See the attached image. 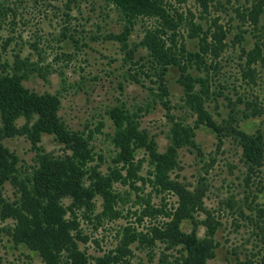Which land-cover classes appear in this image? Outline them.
<instances>
[{
    "label": "rangeland",
    "instance_id": "374dc122",
    "mask_svg": "<svg viewBox=\"0 0 264 264\" xmlns=\"http://www.w3.org/2000/svg\"><path fill=\"white\" fill-rule=\"evenodd\" d=\"M68 1L10 0V3L15 2L11 6L16 9L17 16L10 15L0 28L2 62L10 69L19 55L40 66L46 78L34 74L24 86L39 94H60V115L67 126L92 135L94 151L88 162L91 169L109 175L117 168L131 180L114 186L116 198L110 207L107 208L109 204L99 198L91 219L81 221L84 233L89 237L82 249L95 257L117 255L127 230L132 234H146L153 226H162L168 221L167 215L176 206L177 198L154 189L150 181L151 169L143 161L146 158L143 150L137 151V165L132 172L114 164L116 151L112 136L115 127L107 112L118 107L129 113L142 129L156 137L160 151L169 144L171 117L189 124H194L195 117L185 103L184 88L179 83L181 72L177 67H170L165 76L168 97L161 100L158 96L160 84L154 77L152 58L140 45L146 29L155 21L140 20L129 38L128 48H125L111 37L120 34L124 24L114 10L98 0H78L72 5ZM235 7L237 5L228 0H220L208 14L202 12L195 0H187L178 7L184 16L200 23L204 30L212 31L213 21L217 20L228 32L224 41L227 48L218 59V70L209 72L213 85L210 91L218 89L214 96L211 95L209 111L218 122L227 117L226 96L236 100V94H255L260 96L264 107V65H258L260 77L254 89L246 86L241 73L245 62L243 50L253 49L259 40L264 43V18L256 27L247 15L238 16ZM180 31L184 36L180 42H185L190 52H199V40L188 39L187 28ZM64 33L78 43L65 39ZM207 61L209 63L210 58ZM191 73L194 77L206 76L194 68ZM199 89L197 85L196 90ZM167 101L171 115L164 105ZM262 115L242 121L241 127L249 133L264 129V111ZM196 142L204 157H199L193 149H183L173 177L192 189L204 188V207L222 224L215 236L220 246L210 264H239L240 260L245 261L249 252L260 251L253 239L254 227L241 215V209L245 215H250V208L264 205V193L258 189L264 179L254 177L247 189L246 169L239 148L228 140L218 151L216 134L209 127L201 126L196 130ZM5 145L19 156L22 172H31L36 167V153L24 137L7 139ZM41 145L47 153H63V145L52 135H44ZM4 198L10 201L15 198V189L9 183L5 186ZM206 216L202 212L198 218L203 220ZM11 224L0 222V264H41L37 253L13 243L6 230ZM191 229L189 221L182 224L184 232L189 233ZM198 234L204 237V226L199 227ZM149 246L138 242L131 244V252H127L119 264H157L164 254H170L161 243Z\"/></svg>",
    "mask_w": 264,
    "mask_h": 264
},
{
    "label": "trees",
    "instance_id": "16d2710c",
    "mask_svg": "<svg viewBox=\"0 0 264 264\" xmlns=\"http://www.w3.org/2000/svg\"><path fill=\"white\" fill-rule=\"evenodd\" d=\"M97 1V0H96ZM114 10L123 21L122 32L111 36L128 48L129 38L136 24L143 19L153 20L154 24L146 29L140 45L147 49L155 67L154 77L159 81V97H168L164 84L170 67L180 72L179 83L184 88L185 103L195 117L194 124L174 121L169 130V144L160 151L156 137L141 128L129 113L114 107L107 112L115 127L112 142L115 146V165H122L131 172L135 166L137 151L143 150L144 158L151 169L152 186L161 194L177 198L176 206L167 215L168 221L162 226H153L149 233L125 235L117 255L95 257L82 249L89 242L84 233L82 220L89 221L94 214L97 199L102 198L111 206L115 200L114 186L131 181L117 168L109 175H103L88 166L92 156V135L70 129L60 115L62 99L60 94L31 91L24 82L37 74L46 78L40 66L28 59L16 56L12 68L2 62L0 51V222H11L7 233L17 246L23 245L38 254L41 264H119L124 261L129 246L135 242L143 246H166V252L157 264H210L216 258L220 246L215 236L221 223L211 216L204 207L206 192L204 188L192 189L173 175L180 165L183 149H193L199 157L204 154L196 142V130L201 126L212 129L217 138V150L221 151L226 142L235 143L241 152V161L246 169L247 189L254 177L264 179V129L249 133L241 127L244 120L262 117L264 107L260 96L255 94H236L237 99L225 97L227 117L220 122L209 111L212 85L210 70H218V59L227 48L224 42L228 32L213 21L212 31L204 30L200 23L184 16L178 7L187 0H98ZM78 0H69L76 4ZM204 14L220 0H195ZM237 5L234 12L246 16L258 27L264 18V0H228ZM15 5V2H11ZM10 0L0 1V28L10 15L17 16ZM71 9V7H70ZM191 14V13H190ZM67 17H71L66 14ZM188 29V39L199 40V52H190L181 33ZM76 44L78 40L63 34ZM260 38V37H259ZM245 58L242 66V80L250 89L258 85L259 63L264 65V43L257 42L253 49L243 50ZM210 58L208 63L207 59ZM7 62V61H4ZM8 66V67H7ZM206 73L205 77H194L192 69ZM158 83V82H157ZM199 85V91L196 86ZM213 86V85H212ZM215 100V99H214ZM168 115H171L169 101L165 102ZM221 116V115H220ZM44 135H52L63 145V153L54 155L42 148ZM24 137L31 144L37 157V165L31 172L24 173L19 166V156L6 145L7 139ZM15 189V198H4L6 184ZM264 193V184L258 187ZM249 197L247 196L246 199ZM251 214L245 216L254 227L256 254L249 252L245 261L239 264H264V205L250 208ZM205 213V219L198 218ZM189 221V233L182 230V224ZM205 227L204 237L198 234L199 227ZM236 252V251H235ZM236 254V253H235ZM127 264H129L127 262Z\"/></svg>",
    "mask_w": 264,
    "mask_h": 264
}]
</instances>
